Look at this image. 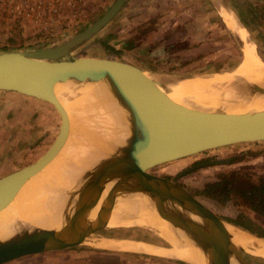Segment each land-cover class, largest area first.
Returning a JSON list of instances; mask_svg holds the SVG:
<instances>
[{"label":"water","instance_id":"water-1","mask_svg":"<svg viewBox=\"0 0 264 264\" xmlns=\"http://www.w3.org/2000/svg\"><path fill=\"white\" fill-rule=\"evenodd\" d=\"M126 1L114 0L96 19L50 47L0 52V92L36 99L62 113L54 95L58 83L73 81L89 85L105 82L110 99L115 100L118 109L121 107L126 115L122 114L124 138L114 151L78 170L66 186H62L54 177L46 181L48 186L62 190L59 208L61 226L58 229H45L16 221L14 225L18 229L0 239V264L79 246L90 236L115 228L108 223L113 210L119 205L118 201L139 195L148 198L156 215L180 230L192 246L200 251L204 264H252L247 257L263 259L236 246L227 224L178 184L182 176L194 170L227 165L232 159L202 163L171 179L150 172L159 165L210 150L264 142V109H250L240 115L214 112L210 106H199L198 110H193L181 107L158 91L146 100L131 90L118 74L120 67L129 64L101 57L67 59L68 55L108 25ZM136 70L140 74L144 73L139 68ZM193 77L177 76L176 79ZM222 85L229 89H242L248 96V104L253 100L264 99V83L240 78ZM148 101L164 102L168 111L156 110ZM63 130L64 122L54 143L35 161L0 177V211L9 199L16 197L28 180L37 178L40 170L56 158ZM98 206L92 218L91 214ZM127 216L129 214L125 211L120 214V218ZM248 235L264 241L262 237ZM172 260L189 264L176 258Z\"/></svg>","mask_w":264,"mask_h":264},{"label":"rangeland","instance_id":"rangeland-1","mask_svg":"<svg viewBox=\"0 0 264 264\" xmlns=\"http://www.w3.org/2000/svg\"><path fill=\"white\" fill-rule=\"evenodd\" d=\"M113 1L87 0L82 9L75 15V18L71 20L69 28L59 32L53 38L49 37V31L36 29L38 25L34 23L27 24L23 28H20L19 23H17L15 29L10 32L6 30V24L2 23L0 24V52L42 49L57 44L96 19ZM225 1L232 4L234 6L233 8H237V11H241V13L246 15V23L249 24L248 20L252 19V22L259 24V27L256 29L257 32L253 31V33H250L248 31V33L249 38L255 45L257 54L264 61V18H260L257 12L251 10L253 6L264 5V0H262L263 2L261 4L260 0ZM225 1L221 0V5H226L224 3ZM172 5L170 2H163L164 8H169ZM204 6L208 7L206 3ZM209 6L211 5L209 4ZM211 8L209 7V9ZM13 17L15 18L16 16L14 15ZM213 19L215 23L220 24L218 27L219 31L216 27L215 33L210 32L208 40L200 44L202 46L188 48L180 52V49L172 48L164 50L161 48L157 51V47H155L157 42L154 40L156 32L154 28L155 23L148 22L147 25L138 26L137 28L132 26V23H129L124 26L126 28L124 31L122 26L116 24L117 21H120V17L117 15L93 38L76 49L75 52L68 55L67 59L79 56L108 58L132 65L146 72L162 74L174 79L177 76L210 77L213 74H229L245 59V48L247 47L246 44H249V41L244 44L234 32H231L229 29L225 30L221 17L219 18L216 15ZM115 25L119 27L118 30L115 28ZM132 28L138 30L134 31ZM109 29H115V31L110 32ZM150 38L153 40H150ZM256 43L260 48H257ZM139 44L142 46L137 48ZM152 45L154 46L152 47ZM234 92H232L233 100L231 98L227 101L229 104H236L238 101L235 100H239L243 95L241 91ZM40 102L31 100L30 98H22L15 94L0 93V106L2 109L12 108L13 105L18 108L20 103L25 106L19 108V112H23L24 114L19 113V116L14 118V122L17 120L22 126L21 133L18 136H14L16 140L11 148L8 145L2 146L3 150L1 152L3 153L0 155V176L32 163L53 144L59 131L58 126L54 127L58 125V115L54 108L46 104L52 109L51 111L53 112L51 113L47 108H43ZM72 123L74 137L77 138L80 134L82 135L84 126L81 128L82 122L77 124L75 120ZM21 136H23V140H21ZM247 150L262 152V154L255 159L233 162L240 153H244ZM226 159L232 160L227 165L205 166L194 170L182 176L178 180V184L183 186L198 201L220 217L228 227L241 230L248 234L247 227L251 223H257L264 227L263 220L259 214L251 211L248 204L237 195L230 198L221 196L216 199H211L206 197V193L210 184L219 181L227 175L245 173L253 176L252 181L256 178H264V142L233 145L210 150L160 165L150 173L171 179L190 167L209 161ZM246 182L244 179L238 184L242 185V183L245 184ZM153 230L147 225L115 227L90 236L79 246L62 251L24 257L9 264H172L173 262H177L166 255L173 251L170 248L173 245L164 239L161 234ZM105 237L136 240L155 245L154 247L157 245L158 247L161 246V248L169 247L171 251L164 252L162 254L164 257L161 258L156 255L140 254L142 252H138L139 254L131 253L133 251L131 249L120 250L131 252H117L97 248L98 246L100 247V243L104 240L106 241L103 243L109 241ZM123 242L132 243V241L128 242L126 240H123ZM150 253L156 252L153 250ZM247 258L252 264H264V258Z\"/></svg>","mask_w":264,"mask_h":264},{"label":"bare ground","instance_id":"bare-ground-1","mask_svg":"<svg viewBox=\"0 0 264 264\" xmlns=\"http://www.w3.org/2000/svg\"><path fill=\"white\" fill-rule=\"evenodd\" d=\"M220 16L227 28L234 32L244 44L249 41L245 48V59L229 74H213L210 77L196 76L192 79L177 80L146 71L140 74L136 68L129 65L120 67L118 74L131 90L146 100L150 99L153 92L158 91L163 92L170 101L179 104L181 107H188L193 110H198L199 106H210L214 112L230 115L244 114L250 109L263 110L264 99L253 100L248 104V96L244 93L243 95L240 93L242 96L239 100H235L238 101L236 104L227 102L231 98L233 100L232 92L243 91L240 88L229 89L222 84L240 78L254 83H264V61L260 59L254 43L249 38L247 29L242 26L235 14L229 8L222 7ZM107 86L105 82L87 85L86 83L78 84L73 81L58 83L55 86L54 95L62 113L57 112L61 117V125L64 122L62 140L56 150V158H58H54L44 169L40 170L37 178L34 176L35 178L28 180L14 199H9L6 202L4 209L0 211V239L10 236L18 229V226L14 225L16 221L45 229H58L61 226L59 208L62 201V190L56 186L55 188L52 185L48 186L46 181L54 177L59 181L58 183L66 186L78 170L83 169L89 163H93L100 156L108 155L114 151L115 146L120 144L124 138V116L122 114L125 115V113L121 107L120 110L118 109L119 106L115 100L110 99ZM148 102L156 110L168 111L164 102ZM74 120L77 124L82 122L81 128L84 126L85 129V131L82 129L84 134L79 130L82 135L80 134L77 138L74 137L73 133L72 121L74 122ZM118 202V207L116 206L112 212L109 226L147 225L169 241L173 245V247H170L173 251L170 248L154 247L155 245L140 241L127 243L115 239H109L106 243H103L106 241L104 240L100 243V247L95 244L97 248L111 251L131 249L132 252H122H142L140 254L160 257H164L162 255L164 252L171 251L166 254L170 258H176L189 264H204V258L200 251L192 246L180 230L156 215L148 198L140 195L129 196L121 198ZM98 208L99 206L91 214L92 218L95 217ZM127 210L140 211L141 213L133 214ZM124 211L129 216L120 218V214ZM227 230L230 232L232 242L236 246L241 247L246 253L264 258L263 240L252 238L246 232L232 227L227 226ZM153 250L156 253H150Z\"/></svg>","mask_w":264,"mask_h":264},{"label":"crops","instance_id":"crops-1","mask_svg":"<svg viewBox=\"0 0 264 264\" xmlns=\"http://www.w3.org/2000/svg\"><path fill=\"white\" fill-rule=\"evenodd\" d=\"M163 2H170L173 5L169 8H164ZM261 2L263 1L260 0V4ZM205 3L208 5V7L204 6ZM209 4L211 6H209ZM225 4L227 6L221 5V0H127L118 13L120 21H117L116 24L122 26L123 30L125 31L126 28L124 26L128 25L129 23H132V26L136 28L138 26L147 25L148 22L155 23L154 28L156 32L154 40H156L157 42L155 46L157 47V51L161 48L162 50L172 48L180 49L181 52L188 48H198L199 46H202L200 44L205 40H208L210 32L215 33L216 27L218 28L220 26L219 23H215L213 18L216 15L219 16V18L221 17V7L229 8L237 18H240V23L245 29H247V31H250V33H253V31L257 32L256 29L257 27H259V24L257 22H252L251 19L248 20L249 24L246 23V15L241 13V11H237V8H233L234 6H232V4L227 3L226 1ZM209 7L212 8L209 9ZM224 26L225 30L228 29L225 23ZM115 28H117L118 30L119 27L115 25ZM109 31L114 32L115 29H109ZM150 40L153 39L150 38ZM140 46L142 45L139 44L137 48H140ZM153 46L154 45H152V47ZM9 94H15L19 97L27 98L16 93ZM30 99L34 101L36 100L32 98ZM40 103L43 108H47V110L49 111L52 110L45 103ZM21 107L25 106L22 103H20L18 108L17 106L13 105L12 108L8 107L2 109L0 106V155L3 153L1 152L3 150L2 146L8 145L9 148H11L14 141L16 140L14 136H18L21 133L22 126L17 122V120L14 122V118H16V116H19V113H21L22 115L24 114L23 112H19V108ZM54 110L58 115V125L54 127H60L61 117L55 108ZM52 112L53 111H51V113ZM21 140H23V136H21ZM6 174L4 173L3 175ZM172 264L183 263L173 262Z\"/></svg>","mask_w":264,"mask_h":264},{"label":"built area","instance_id":"built-area-1","mask_svg":"<svg viewBox=\"0 0 264 264\" xmlns=\"http://www.w3.org/2000/svg\"><path fill=\"white\" fill-rule=\"evenodd\" d=\"M87 0H0V24H6L8 32L17 23L20 28L27 24L36 29L49 31L50 38L69 28L70 22ZM16 16L15 18L13 16Z\"/></svg>","mask_w":264,"mask_h":264},{"label":"trees","instance_id":"trees-1","mask_svg":"<svg viewBox=\"0 0 264 264\" xmlns=\"http://www.w3.org/2000/svg\"><path fill=\"white\" fill-rule=\"evenodd\" d=\"M251 10L257 12L260 18H264L263 4L253 6ZM239 19L240 18H238V20ZM256 46L257 48H260L257 43ZM261 154L262 152L247 150L244 153H240L233 162L255 159ZM252 177V175H247L245 173H236V175L224 176L219 181L209 185L206 197L216 199L221 196L230 198L234 195H237L248 204L251 211H254L261 216V219L264 223V178H256L252 181ZM244 179L247 182L245 184H243V182L242 185H239L238 183ZM247 230L250 234L264 238V227L260 224L251 223L250 226L247 227Z\"/></svg>","mask_w":264,"mask_h":264}]
</instances>
